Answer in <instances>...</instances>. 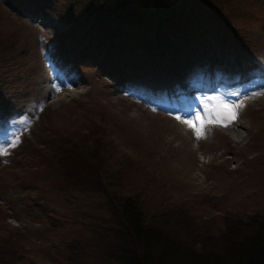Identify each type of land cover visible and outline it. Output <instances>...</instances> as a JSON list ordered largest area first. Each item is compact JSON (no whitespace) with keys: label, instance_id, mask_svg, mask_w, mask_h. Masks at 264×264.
Returning a JSON list of instances; mask_svg holds the SVG:
<instances>
[{"label":"rangeland","instance_id":"374dc122","mask_svg":"<svg viewBox=\"0 0 264 264\" xmlns=\"http://www.w3.org/2000/svg\"><path fill=\"white\" fill-rule=\"evenodd\" d=\"M193 1L196 6L185 2L187 7L194 4V13L189 11L191 20H178L187 22L182 36L184 43L190 42L192 53L196 46L208 53L209 48H215L217 54H228L230 61L243 63L246 69L264 65V0ZM12 3L0 0V64L15 68L10 72L14 82L5 89L11 85V94L17 99L34 97L43 107L33 117L12 118L0 125V145L8 152L15 147L11 144L21 141L18 135H23V142L0 158V239L20 228L24 238L17 243L28 246L27 258L3 264H64L56 244H61L64 236L83 230L81 221L51 228L46 211L52 198L40 201V186L34 184L40 183L43 175L38 165L40 154L49 152L63 135L83 151L101 143L100 167L119 169L127 185L145 188L149 196L142 200L146 214L159 213L157 225L172 237L174 248L191 259L204 256L205 260L220 257L226 261V254L236 251V240L252 236L259 228L258 224L246 225L253 219L248 218L251 212L264 213V72L251 70L237 93L226 94L221 87L216 94H209L208 86L194 88L191 73L199 72L197 67L203 62L212 61L189 57L182 66L159 49L162 55L151 59L166 66L181 65L169 64L175 73L171 80L178 81L172 97L181 102L174 100V107L165 108L153 100L157 87L142 79L135 80L140 83L132 85L131 93L122 90L116 77L125 76L126 71L120 69L117 75L119 66L107 58L99 65V47H95L97 53L86 50L84 55L91 58L86 57L78 66L70 61L69 50L80 57L83 53L77 49L81 33L77 27L83 14H91L90 0H41L29 9ZM32 11L36 14L28 15ZM137 16L134 14L136 22H144ZM51 36L56 40L49 39ZM149 39L150 45L137 42L134 46L142 51L149 46L150 50L155 41ZM103 49L108 55H117L116 50H120L109 45ZM126 55H132L131 49ZM68 60L71 64L66 70ZM128 62L138 67V73L147 67L142 60ZM158 63H149L147 69L158 71ZM253 94L261 96L254 98ZM221 102L235 105L238 118L227 127L207 123L203 138L197 139L185 119L200 112L211 121L225 113ZM99 127L100 133L96 132ZM95 184L101 187L102 180L96 179ZM91 192L87 194L90 197L110 198L105 192ZM50 194L47 191L43 196L52 197ZM61 198L55 197L57 209L62 205L69 211L75 206L73 197ZM77 251L70 264H91Z\"/></svg>","mask_w":264,"mask_h":264},{"label":"trees","instance_id":"16d2710c","mask_svg":"<svg viewBox=\"0 0 264 264\" xmlns=\"http://www.w3.org/2000/svg\"><path fill=\"white\" fill-rule=\"evenodd\" d=\"M11 1L16 2V6L20 4L21 7H24L36 4L38 0ZM178 1L180 0H136L135 2L133 0H90L91 14H83L80 18V27L76 26L81 32L77 49L83 53L80 57L69 50L70 61L78 66L80 61L87 60L86 57L91 58L84 55L86 50L97 53L95 47H99L101 49L99 65L107 58L110 63L119 66L118 70L116 69L117 75L120 69L126 71L125 76L118 75L116 77L121 85L141 79L150 84L166 82L173 74L172 66L179 65L174 63H180L183 66L182 62L188 60L189 57H213L231 65L235 64L234 61H230L228 54H226L228 57L225 54H217L215 48H209L210 52L208 53L206 48L196 46L195 48L198 50L194 49L193 55L189 50L192 47L188 45L190 42L184 43L182 36L185 30L183 26L187 22L178 20L190 21L189 11L194 13V4L196 6V3L193 0H182L178 4ZM170 2L177 5H172ZM185 2L194 4L187 7ZM134 14L140 15L137 18L144 22H136ZM154 33L155 37H153ZM149 36L155 41H153L154 45L151 49L148 50L149 46H147L143 47V51L142 49L137 50L134 43L142 42L144 46L150 45ZM196 38L198 39L197 36ZM206 42L208 41L206 40ZM103 45L120 48V50H116L117 55H108L105 53ZM130 49L132 55L129 57L126 52ZM159 49L174 58L175 62L169 63L173 65L166 66L153 60L162 55V53L159 54ZM122 50H124L123 53ZM128 59L142 60L146 63L144 66L147 67L149 63H158L156 65L158 71L150 72L147 67H142L138 73V67L130 65ZM1 61L3 60L0 56ZM70 61L68 60L66 63L68 66L71 64ZM259 66L264 67L263 64ZM14 69L11 66L8 67V64H0V78L4 83H0V123H3L6 117L20 111L35 115L30 106L36 109L37 114L41 109L37 108L39 105L35 101L36 98L26 96L17 99L11 94L14 90L13 86L10 85L9 90L5 89L6 85L14 82L10 76V72ZM133 72H136V75L133 76ZM168 74L171 76L167 77ZM163 75L165 77L161 78ZM15 79L17 81V78ZM20 79L19 76V82ZM100 131L101 128L96 132L100 133ZM94 137L98 138L96 135ZM19 138L21 141L15 144L14 149L23 142V135H20ZM69 141L70 139L63 135L57 143L50 147L49 152L40 154L38 165L42 169L40 175H43L39 178L40 183H34L37 187L40 186L38 192L39 195L40 193L42 195L38 197L40 201L52 198V204L46 211L51 228L62 227L68 221H71L73 225L81 221L84 226L78 234L66 235L61 238V244H56V248L59 247L58 254L62 255V257H58L64 264L72 262L78 252L77 249L80 256L91 264H264V213H255L254 215V212H251L252 215L248 218L253 219L246 225L252 227L253 224H258L259 228H255L256 231L252 236L247 235V237L236 240L238 241V246L234 248L236 251L233 254L231 249L226 254V261L224 259L222 261L220 257L205 260L204 256L191 259L188 253L183 254L179 248H174L176 243L172 237L165 232L166 230L162 226L157 225L161 221L159 213L146 214L142 200L149 196L145 194V188H134L127 185L122 177L123 172L118 171L119 169L111 167L114 172H110L111 168L104 170L100 167L98 160L103 154L101 143L97 144V147L92 145L93 150L85 149L83 151L80 147L76 149L74 142L68 143ZM0 158H2L1 155ZM95 159L98 163L94 162ZM52 174L55 175L51 176ZM96 179L102 180L101 187L95 184ZM47 191H51L50 195L53 196H43ZM91 191L97 194L105 192L110 198L104 200L100 197H90L87 194L88 192L93 193ZM55 197L65 200L73 197L72 204L75 206L72 209L69 207L70 212L62 205L60 209H57ZM82 202L89 208L79 204ZM88 211L89 213H87ZM156 216L159 217L156 218ZM5 236H7L6 239H0V264L6 261L16 263L20 258L28 257V246L21 247L17 243L19 239L22 241L24 238V233L20 228L10 231Z\"/></svg>","mask_w":264,"mask_h":264},{"label":"snow or ice","instance_id":"6c2138e0","mask_svg":"<svg viewBox=\"0 0 264 264\" xmlns=\"http://www.w3.org/2000/svg\"><path fill=\"white\" fill-rule=\"evenodd\" d=\"M225 107V113L221 114V116H213L211 121H209L206 117L202 115V113L197 112L191 118L185 119V123H187L190 127L194 129L195 135L197 139L203 138L205 134V125L209 122L213 123H221L224 127L228 126V123L235 121L238 118V111L235 105H227L226 102H221ZM176 119L180 120L181 117L177 116ZM227 121V122H226ZM11 144V142H10ZM11 146H15L11 144ZM10 153L7 150V147L0 145V155L6 156Z\"/></svg>","mask_w":264,"mask_h":264}]
</instances>
